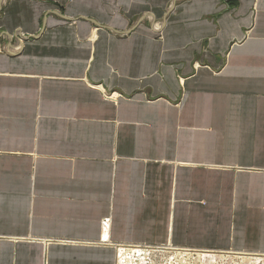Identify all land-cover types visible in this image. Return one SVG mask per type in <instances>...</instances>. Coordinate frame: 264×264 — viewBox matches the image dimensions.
Wrapping results in <instances>:
<instances>
[{
  "label": "crops",
  "instance_id": "crops-1",
  "mask_svg": "<svg viewBox=\"0 0 264 264\" xmlns=\"http://www.w3.org/2000/svg\"><path fill=\"white\" fill-rule=\"evenodd\" d=\"M117 243L264 253V0H0V264Z\"/></svg>",
  "mask_w": 264,
  "mask_h": 264
},
{
  "label": "built area",
  "instance_id": "built-area-1",
  "mask_svg": "<svg viewBox=\"0 0 264 264\" xmlns=\"http://www.w3.org/2000/svg\"><path fill=\"white\" fill-rule=\"evenodd\" d=\"M25 38L19 35L14 37L10 46L12 52L21 49ZM103 224L106 226L107 221H103ZM114 246L116 264H264L262 252L179 247L171 244L117 243Z\"/></svg>",
  "mask_w": 264,
  "mask_h": 264
},
{
  "label": "water",
  "instance_id": "water-1",
  "mask_svg": "<svg viewBox=\"0 0 264 264\" xmlns=\"http://www.w3.org/2000/svg\"><path fill=\"white\" fill-rule=\"evenodd\" d=\"M25 40H28V38H25ZM9 45V47L11 46V43L10 44H8Z\"/></svg>",
  "mask_w": 264,
  "mask_h": 264
},
{
  "label": "rangeland",
  "instance_id": "rangeland-1",
  "mask_svg": "<svg viewBox=\"0 0 264 264\" xmlns=\"http://www.w3.org/2000/svg\"><path fill=\"white\" fill-rule=\"evenodd\" d=\"M109 96H111V94Z\"/></svg>",
  "mask_w": 264,
  "mask_h": 264
}]
</instances>
